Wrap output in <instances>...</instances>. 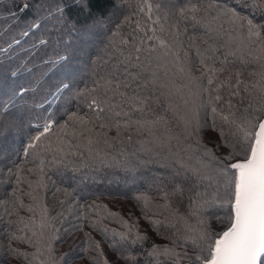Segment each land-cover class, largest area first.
I'll list each match as a JSON object with an SVG mask.
<instances>
[{"label": "snow or ice", "instance_id": "1", "mask_svg": "<svg viewBox=\"0 0 264 264\" xmlns=\"http://www.w3.org/2000/svg\"><path fill=\"white\" fill-rule=\"evenodd\" d=\"M85 259L264 264V0H0V264Z\"/></svg>", "mask_w": 264, "mask_h": 264}, {"label": "trees", "instance_id": "2", "mask_svg": "<svg viewBox=\"0 0 264 264\" xmlns=\"http://www.w3.org/2000/svg\"><path fill=\"white\" fill-rule=\"evenodd\" d=\"M229 2H233V0H229ZM149 167L156 169L159 166L158 165H150ZM141 171H144L141 169ZM125 181H128V177L118 170H105L102 173H99L97 175V179L95 182L89 180L88 183L92 186V188L96 191L101 190H111L113 192H116L120 189H123L125 186ZM129 184L131 183L128 181ZM109 203V206L113 208V210H119L122 214L125 216L129 211H132L134 214L139 213V209L134 207V201L126 200L117 198L115 201H105ZM141 228L142 229H149V225L147 221H144L141 219L140 221ZM115 227V225H113ZM81 234H77V239H79ZM94 236H96L97 239H101L100 236H98L96 233H93ZM103 243V242H102ZM105 248H107L106 244H103ZM80 264H89L87 259L80 262Z\"/></svg>", "mask_w": 264, "mask_h": 264}]
</instances>
